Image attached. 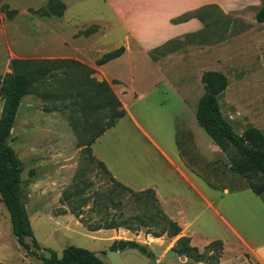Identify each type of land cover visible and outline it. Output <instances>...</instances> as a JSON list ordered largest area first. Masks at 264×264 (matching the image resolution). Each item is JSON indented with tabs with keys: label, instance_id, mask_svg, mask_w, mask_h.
Wrapping results in <instances>:
<instances>
[{
	"label": "rangeland",
	"instance_id": "obj_1",
	"mask_svg": "<svg viewBox=\"0 0 264 264\" xmlns=\"http://www.w3.org/2000/svg\"><path fill=\"white\" fill-rule=\"evenodd\" d=\"M199 1L0 0V80L13 71L14 60L36 63L74 60L91 67L93 73L88 77L97 81L96 74L103 76L92 69L95 65L101 66L96 62L103 55L119 48L125 50V44H132L125 38L131 19L139 29H165L167 24L172 25V19L192 10L190 8ZM260 8L249 7L229 14H223L218 7L209 9L204 16L207 27L202 24L200 31L170 39L149 53L154 67L132 48L123 62H112L105 69L110 76H120L126 83L127 94L123 100L134 116H141V126L157 142L162 144L169 140L176 151V140H181L182 154L189 166L213 184L232 189L246 186L247 180L229 171L225 165L227 156L214 142H206L205 139L210 141V138L196 119L192 123L190 117L195 116L197 103L204 94L202 74L218 72L227 80L226 89L218 96V104L233 131L242 135L248 127H253L264 135V22L259 23L255 18ZM60 12L61 15L56 14ZM142 18L148 22L142 23ZM65 65H50L53 76L45 81L46 85L21 100L8 142L21 161L25 206L28 217L32 218L29 221L34 238L43 247H33L30 238L24 239L28 248L17 243L11 234L8 212L0 202V263L44 264L50 256L49 250L60 256L65 247L76 246L110 264L109 246L117 240L136 243L143 254L152 258L153 264H166L173 252L159 263L161 253H154L146 244L155 243L146 232L156 230L148 221L149 215L155 213L149 195L135 196L121 191L110 180L111 175L92 158L91 150L90 157L85 148L96 131L114 121L115 107L109 103L95 108L91 114H82L71 104L78 98L75 93L80 88L68 87L70 96L58 89L62 85L66 87L62 73L67 70L72 84H77L76 70ZM131 65L136 69H129ZM158 79L163 83L141 100L140 82L151 83ZM170 82L179 88L190 113L182 110L180 97L172 91ZM111 93L119 101L121 95H115L112 89ZM94 95L93 99H100ZM158 102H163L161 107H156ZM97 103L95 100L92 105ZM2 106L0 98V115ZM176 117L180 120L177 127L173 121ZM185 120L191 127L182 125ZM96 125H99L98 130H95ZM131 128L127 118L118 121L94 146L97 154L104 150L102 154L112 169V143L116 138L129 137ZM185 130L192 133L194 143ZM200 141L202 146L197 144ZM38 179L43 181L42 188L34 186ZM74 183L77 187L86 186L84 194L67 202L64 193ZM43 189L49 193L54 218L41 214L35 217L31 200ZM244 194L254 197L250 190ZM73 209L82 213L80 220L71 213ZM203 210L201 219L208 213ZM68 214L76 219H67L65 226L57 216ZM113 219L130 229L92 232L85 228L104 227ZM168 245L166 242L165 248L157 252L166 250ZM205 258L204 264H208L207 253Z\"/></svg>",
	"mask_w": 264,
	"mask_h": 264
},
{
	"label": "crops",
	"instance_id": "obj_2",
	"mask_svg": "<svg viewBox=\"0 0 264 264\" xmlns=\"http://www.w3.org/2000/svg\"><path fill=\"white\" fill-rule=\"evenodd\" d=\"M203 5H215L223 14H229L249 7H262L264 0H200L190 9L194 10ZM169 19L170 17L166 21ZM131 20L130 24L126 26L125 38L131 40L132 44H125V50L118 58L101 66L92 67L103 76L96 74L99 77L96 78L98 82L105 81L115 95H121L122 98L118 99L122 105L121 109L125 111L122 118L116 120L112 127L91 143L90 150L94 159L104 165L109 175L117 183L131 191L152 190L163 213L179 226L180 233L176 237H152L150 239L155 243H150V241L146 243L154 253H161V258L157 259L158 262L165 260V256L172 253L171 248L177 239L185 237L190 240V246L196 248L200 253L213 242L221 243L217 264H264V192L256 195L248 188L233 190L227 186H217L212 182L213 186H209L200 174L187 165L180 153L178 139L175 151L169 140L160 144L141 126L143 122L141 116L138 118L134 116L129 110V105L123 100L127 94L126 83L120 76H110L105 71L108 64L123 62L132 48L138 55L143 56L146 63L154 67L153 58L149 55L153 49L175 37L200 31L203 28L202 23L197 19H190L184 23L167 24L165 29L151 31L148 28L139 29L136 27L137 24L133 23V19ZM146 20V18H142L141 22L147 23L148 20ZM73 58L77 59L74 56ZM129 69L135 70L136 66L131 65ZM158 74L162 77L160 72ZM160 83L163 82H160L159 79L151 83L140 82L141 100L145 95H148L149 91L156 89ZM171 88L180 97L179 103L182 110L190 113V108L180 95L179 88L173 83H171ZM161 103L163 102H158L156 107H161ZM125 118L129 120L132 128L129 130V137L116 138L112 143L111 156L114 166L112 169L102 154L104 150L101 151V154H97L94 146L108 130ZM178 118L173 119L176 127L179 125L178 121L180 122ZM194 118L195 116L190 117L192 123ZM184 122L182 124L184 127H191L187 124V120ZM184 132L193 139L194 136L189 130ZM205 140L206 142L212 141L211 139L210 141ZM201 143V141L197 142L199 146H202ZM42 183V179H38L34 186L42 188ZM247 190H250L254 197L244 194ZM46 192L47 189L37 192L31 200V205L36 211L35 217L39 214L46 218L56 216L51 212L52 203H50L49 193ZM218 193L220 194L218 195ZM203 209L208 210V213L204 219H201ZM26 210L28 212L27 207ZM57 218L62 219L60 222L65 226H67V219H76L69 214L58 215ZM29 219L32 218L29 217ZM156 241L159 242L156 243ZM166 242L169 244L166 250L157 252L165 248ZM38 245L43 247L39 243ZM172 254L166 264H204L178 256L174 252ZM212 254L213 252L209 253V255Z\"/></svg>",
	"mask_w": 264,
	"mask_h": 264
},
{
	"label": "trees",
	"instance_id": "obj_3",
	"mask_svg": "<svg viewBox=\"0 0 264 264\" xmlns=\"http://www.w3.org/2000/svg\"><path fill=\"white\" fill-rule=\"evenodd\" d=\"M212 8H217V6H200L194 10L182 13L175 19H172L171 23L179 24L187 22L190 19H197L204 25V27H207L204 16L207 15L208 10ZM61 13L62 12L56 14L61 15ZM255 18L259 23L264 22V6L257 11ZM123 50V48H119L114 52L103 55L96 64L103 65L118 58L123 53ZM56 64H66L65 67L67 66L68 68L70 66L68 69L74 68L76 70L77 84H72L70 73L67 70L62 73V78H65L66 87L62 85L58 87V89H61L66 95L70 96L71 94L67 91L68 87L71 88L72 86H78V88H80V91L75 93L78 95V98H75L73 102L71 101V104L78 108L82 114H91L96 110L95 108H99V106H108L106 104L109 103H112L113 107H115L114 113H112L114 121L110 122L106 127L101 128V130H98L99 125L95 126V130L98 131L95 132L89 143L85 145L89 155L91 143L101 136L107 129L112 127L116 120L125 115V111L121 109L120 102L111 93L110 86L105 81L98 82L89 78L88 76L93 73V70L77 61H47L44 63H36L29 60L12 61L13 71L6 74L0 80V98L3 100L0 115V202L8 212L12 236L16 239L17 243L24 248H28V244L24 242L25 238L31 239L33 247L39 248V245L34 238L25 206V199L23 197L21 187L22 164L14 150L9 146L8 142L21 100L25 96L36 94L39 87L46 85L45 81L53 76V69L50 68V65ZM201 82L204 86V94L199 99L195 110V118L198 125L204 130L214 144L227 156L228 163L225 165L226 167L228 166L229 171L233 175L247 180L248 184L246 186H241L233 190L248 188L256 195L261 194L264 192L263 133L253 127H248L242 135H239L233 131L228 121L223 117L218 104V96L226 89L227 80L222 74L211 71L205 72L201 76ZM93 95L94 97L99 96L100 99H93L91 97ZM95 100H98V103L93 106L92 104L95 103ZM115 109L117 110L115 111ZM178 143L180 153L183 156L179 139ZM91 156L92 155H90V157ZM92 158L94 157L92 156ZM97 163L107 174H109L101 162L97 161ZM189 167L195 170L193 166ZM214 170L217 171L216 168ZM195 171L200 174L197 170ZM201 176L209 186H213L208 178L203 175ZM110 180L114 182L115 186L119 187L121 191L129 192L135 196L142 195L143 193L149 195V198H151V206L155 209V213L149 215L148 221L151 224L150 227L155 228L156 230L147 231V234H150L154 238H159L164 235L172 238L179 235V226L168 219L163 213L152 190L133 192L127 187L117 183L111 176ZM78 182L80 183L81 181L79 180ZM85 188L86 186L77 187V184L74 183L72 187L64 193V199L69 202L75 197L81 198L83 196L82 194H84ZM69 206L70 204L68 203V207ZM71 213L78 220L82 218V213H80V211L73 209ZM122 227L130 229L125 227L124 223H118L115 219L104 227L93 228L85 226L88 231L92 232L101 229L115 230ZM127 248H137L143 253L142 248L138 247L136 243L117 240L111 243L109 251L118 252ZM171 251L178 256H183L201 263L205 262V255L207 253L210 258L208 264H217L219 253L221 251V243L213 242L209 244L202 253H200L196 248L190 246V240L188 238L181 237L177 239L175 245L171 248ZM210 252H213V254L209 255ZM49 254L50 256L44 260V264H105L95 253L76 246L65 247L60 256L52 250H49Z\"/></svg>",
	"mask_w": 264,
	"mask_h": 264
},
{
	"label": "water",
	"instance_id": "obj_4",
	"mask_svg": "<svg viewBox=\"0 0 264 264\" xmlns=\"http://www.w3.org/2000/svg\"><path fill=\"white\" fill-rule=\"evenodd\" d=\"M107 258L110 264H153L152 258L137 248H127L118 252L109 251Z\"/></svg>",
	"mask_w": 264,
	"mask_h": 264
}]
</instances>
